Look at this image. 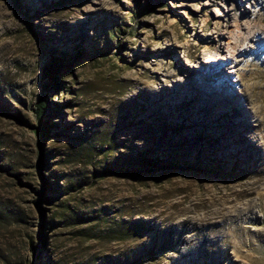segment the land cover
Here are the masks:
<instances>
[{
  "label": "rangeland",
  "instance_id": "374dc122",
  "mask_svg": "<svg viewBox=\"0 0 264 264\" xmlns=\"http://www.w3.org/2000/svg\"><path fill=\"white\" fill-rule=\"evenodd\" d=\"M262 17L255 0H0V203L25 216L0 227V264H264V149L240 127Z\"/></svg>",
  "mask_w": 264,
  "mask_h": 264
},
{
  "label": "bare ground",
  "instance_id": "6f19581e",
  "mask_svg": "<svg viewBox=\"0 0 264 264\" xmlns=\"http://www.w3.org/2000/svg\"><path fill=\"white\" fill-rule=\"evenodd\" d=\"M255 2L260 6V8H262L264 6V0H255ZM4 10V9H3ZM259 10V9H258ZM248 12V11H247ZM3 13V12H2ZM6 13V12H5ZM262 20L264 21V17H262ZM258 35V32H254L250 38H255ZM216 62H219L218 60ZM214 64L212 63V66ZM264 64L261 63V66H263ZM200 68L205 67L204 65H200ZM191 77L190 75L186 76L183 78V80H190ZM202 79H198V84L197 86L199 88L203 87L202 83H201ZM219 93L217 92V95H220L221 93L224 92V88L220 87L219 88ZM249 92H251V95L254 98L253 101V106L252 108L254 109L253 111H250L252 116L255 117V124L253 125H249L248 123H242L240 127H243L244 129H249L252 133L254 137H257V141L254 144V147H258L262 149H264V84L260 83V84H254L251 88L249 87ZM229 101V100H228ZM235 101L230 100L229 104H234ZM228 104V103H227ZM233 106V105H232ZM220 108H217V111H219ZM221 111V110H220ZM223 112V111H221ZM222 115L226 116V113H222ZM233 115H236V111H233ZM230 121V120H229ZM232 126H236L238 127V124L236 122H234L233 124H231ZM243 129V130H244ZM259 133V134H257ZM245 140V139H243ZM252 145L249 143L248 147H251ZM260 158V157H259ZM174 223V222H173ZM190 218L189 217H185L183 220L179 221V222H175V227H167L168 230L171 231H176L178 229H184V230H192V226H190ZM172 228H175V230H172ZM183 235V234H182ZM181 243H185L183 249H186L188 241L181 239L180 240ZM179 244V242H178ZM179 246V249L181 248ZM181 251V250H178ZM184 252V251H183ZM178 263V262H177ZM173 264V263H172Z\"/></svg>",
  "mask_w": 264,
  "mask_h": 264
},
{
  "label": "trees",
  "instance_id": "16d2710c",
  "mask_svg": "<svg viewBox=\"0 0 264 264\" xmlns=\"http://www.w3.org/2000/svg\"><path fill=\"white\" fill-rule=\"evenodd\" d=\"M58 63L57 58H52V61L50 62V65L48 67V70L50 72V75L53 80H55L56 75V66ZM54 88L57 87L55 83L52 85ZM45 103L43 101L38 103L37 106V117L39 121V128L37 130L38 134L41 137V140H43L47 135L49 134V131L51 129V125L49 122L42 119V113L45 109ZM149 151H145V153L139 154L137 157L140 160L141 163H147L149 159L146 158V155ZM6 169H12L10 165L6 166ZM23 213L15 208H12L11 205L7 203H0V227L7 228L8 226L14 225V224H20L25 221ZM38 247H33V252H37ZM3 262L2 264H9V261L6 258H2Z\"/></svg>",
  "mask_w": 264,
  "mask_h": 264
}]
</instances>
